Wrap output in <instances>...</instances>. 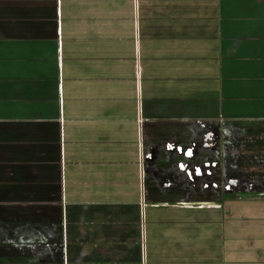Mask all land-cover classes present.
<instances>
[{"label": "crops", "instance_id": "crops-1", "mask_svg": "<svg viewBox=\"0 0 264 264\" xmlns=\"http://www.w3.org/2000/svg\"><path fill=\"white\" fill-rule=\"evenodd\" d=\"M0 264H264V0H0Z\"/></svg>", "mask_w": 264, "mask_h": 264}]
</instances>
